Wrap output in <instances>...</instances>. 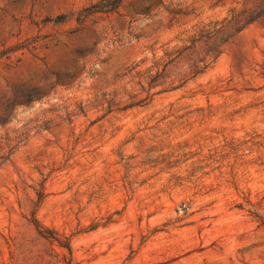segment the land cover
<instances>
[{
  "label": "rangeland",
  "instance_id": "rangeland-1",
  "mask_svg": "<svg viewBox=\"0 0 264 264\" xmlns=\"http://www.w3.org/2000/svg\"><path fill=\"white\" fill-rule=\"evenodd\" d=\"M0 0V264H264V0Z\"/></svg>",
  "mask_w": 264,
  "mask_h": 264
},
{
  "label": "trees",
  "instance_id": "trees-1",
  "mask_svg": "<svg viewBox=\"0 0 264 264\" xmlns=\"http://www.w3.org/2000/svg\"><path fill=\"white\" fill-rule=\"evenodd\" d=\"M124 1L101 0L91 7L93 9L92 14L115 12ZM262 16H264V11L233 14L229 20L224 19L198 30L188 40V45L178 50L176 55L168 61L161 73H156L153 77H150L148 86L163 78L166 67L176 65L181 60L188 62V69L183 77V82L171 90L178 89L188 81L203 75L223 53L224 49L233 42L235 37L249 25L259 21Z\"/></svg>",
  "mask_w": 264,
  "mask_h": 264
}]
</instances>
